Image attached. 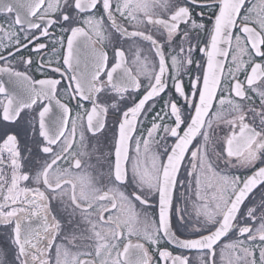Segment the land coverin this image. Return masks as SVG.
Returning a JSON list of instances; mask_svg holds the SVG:
<instances>
[{
  "label": "snow or ice",
  "instance_id": "snow-or-ice-1",
  "mask_svg": "<svg viewBox=\"0 0 264 264\" xmlns=\"http://www.w3.org/2000/svg\"><path fill=\"white\" fill-rule=\"evenodd\" d=\"M0 16V73L8 77L0 80V228L9 242L0 264H153L151 251L157 264H189L162 240L206 252L203 264H218L217 254L219 264H264V193L251 199L264 188V0H0ZM57 24L62 33L51 42L62 65L56 47L35 63L43 75L55 62L68 81L63 91L62 79L30 74L31 55L17 62L24 70L11 62ZM113 35L150 43L148 54L136 49L135 71L123 47L112 44L109 57ZM42 50L37 43L32 52ZM169 79L174 94L136 136ZM140 91L138 100L129 96ZM113 109L111 148L98 167L89 141L108 139ZM217 129H230L219 150ZM160 141L163 151L153 152ZM239 169L251 174H228ZM193 196L196 238L182 239L171 210L177 231H187ZM157 200L158 220L149 215ZM231 232L237 239L217 253Z\"/></svg>",
  "mask_w": 264,
  "mask_h": 264
},
{
  "label": "flooded vegetation",
  "instance_id": "flooded-vegetation-1",
  "mask_svg": "<svg viewBox=\"0 0 264 264\" xmlns=\"http://www.w3.org/2000/svg\"><path fill=\"white\" fill-rule=\"evenodd\" d=\"M256 2H257V0H251V3H256ZM195 10L197 12L201 11V9L199 7H197ZM204 11H209V10L204 9ZM97 15H98V13H97ZM3 19H4V17L0 16V21H2ZM205 22H207V20ZM50 32H51V35L49 37L46 38V37L41 36L38 40L33 41V43L31 45H29V47L27 49H21L19 55L13 56L11 62L17 63L19 61L20 56L27 58L29 55H31L34 63L30 69V74H32L34 76V78L40 79V78H44V77H52L55 79H62V73H57L54 71L55 67L58 66L55 62H53V64L50 67H46L43 70V75H41V73L37 71V65H36L35 61H38L41 56H43L45 61H47L49 59V53H51L53 47H56L57 52L60 56V61H61V65H62V52L60 51V45H59V43L53 45V43L51 42L53 40L59 39V37L61 36V33H62V26L60 24H57L55 27H52L50 29ZM37 35H38V33H37ZM154 35L157 38H160L159 32H155ZM66 40H67V37L65 36L64 37V46L65 47H66ZM22 42L26 43V41H22ZM37 43L46 44L47 50L46 51L42 50L41 52L33 53L32 49L35 47V45ZM112 44H116L117 46L123 47V49L126 52V57L129 60L130 66H132L131 61H132L133 56L135 55V51L137 48L141 49L144 54H148V51L151 47L149 42L142 41L139 38L122 40L119 38L118 35H113L112 36V43L110 44V43L106 42L104 45L105 50L108 51L110 58L112 56ZM9 50H11V49H9ZM167 51H168V49H167V47H165V52H167ZM0 54L7 55L6 52H2ZM82 56H84L83 52H82ZM199 56H200V54L197 52L194 59H199ZM149 58L151 59V57H149ZM51 59L53 61H55L56 57L53 56V57H51ZM83 66L84 65L82 64L81 67H83ZM109 66H111V64H109ZM17 67L19 70H24L23 65H19L17 63ZM132 67H133V70L135 71V66H132ZM193 67H195V65H193ZM241 79H243V76H241ZM0 80L7 82V80H8L7 75L4 73H0ZM141 80H142L143 84H145V85L148 83L147 79H145L144 77H141ZM67 83H68V81L66 79H62V83L60 85L61 91H63V88L67 85ZM183 83H184L185 89L187 90L188 89V77L187 76H184ZM171 84H172V82L169 79L168 80V89L164 93H162L159 98H155L154 100H152L148 103L147 110L139 118L141 121V124L138 126L139 130L135 133L136 136H139L141 134V131H145V134H146V129L151 126L152 118L156 115L157 112H161V108L163 106L164 100L168 97L169 92H172L174 94V89L172 88ZM143 94H144L143 91H140L139 93H129V96L132 99L138 100ZM61 99L65 102H67L66 96H62ZM180 102L183 103L182 98H181ZM75 104H76V101H72L70 103V107L73 108V114H75V111H76V109L74 107ZM85 106L90 107V105L87 104V102H85ZM54 110H55V106H54ZM115 121H117V115H116V110L113 109L109 112V114L107 116L108 130L106 131L105 135L108 137V139L105 141L103 138H101L99 144H97L96 140H90L89 141V150L90 151L92 149V146L96 145V152L92 155V158L90 160V163H92L93 165H97L99 167L100 165L105 164L104 157H106L108 155L110 148H111L112 135H113L114 122ZM225 131H230V129H225L224 131L217 129L216 135L213 138L214 143L217 146V150H219V144H220L221 139L225 135ZM163 135H164V133H163V130L161 129L160 130V136H163ZM77 138H78V135H77ZM156 139L160 140V137L158 136V137H156ZM168 143H171V141L169 140ZM160 144H161L160 147L153 145L152 151L157 152V153L162 152L163 151L162 145L164 144V141H160ZM141 148H143L142 144H141ZM135 149H136V143H135V140L133 139L130 141V156H133V157L136 156ZM97 157H100V159L98 160ZM141 159L143 160V157H141ZM149 163H150V161H149ZM257 166H259V164ZM228 174L229 175H239V176H241V178H243L247 175H250L251 172L246 171L244 169H239V170H233V171L229 172ZM181 179H183V174L181 175ZM186 187H187V182H185L184 187L178 186V188L175 192V196H177V197L180 196V193L185 191ZM261 193H264V188H260L258 186L257 189L254 190V194H251V199L256 201L257 203H259V198H260ZM194 201H195V198L193 196L192 199L188 200L187 205H186L187 210H186V214H185V219L190 220L187 231L184 228H180L179 231H177V220H178V218H177V215L175 213V206L171 210V220H172V224H173V231H176L177 235H179L182 239L183 238H196L195 228L193 227L196 224V212H195V207H194ZM175 203H179L182 208L185 207L183 199L177 200V201H175ZM137 211H141L139 206L137 207ZM153 213L155 214V217L158 220V200L156 202H154L152 207L149 209V215H152ZM201 234H206V233L201 232ZM235 239H237V233L236 232H231L227 237L222 238L221 241L218 242L219 247H217V253H219L220 247H222L223 244L228 243V242L235 240ZM244 239H246V238H244ZM133 242L134 243L136 242L135 238H133ZM8 243L9 242H8L7 231L3 228H0V260L5 259L4 249L8 247ZM160 247L161 248H167L174 255L175 254H182V255L188 257L189 264H203V261L206 258V252H203V251L198 250V249H180L178 246L169 243L167 240H162L160 243ZM151 255L154 257L153 264H157L158 253L155 251H151ZM258 255H259V253L257 251V258H258ZM7 258L9 260H11L14 258V256L10 254ZM216 259H217V262L219 264V255L218 254H217ZM159 264H163V262L160 261Z\"/></svg>",
  "mask_w": 264,
  "mask_h": 264
}]
</instances>
